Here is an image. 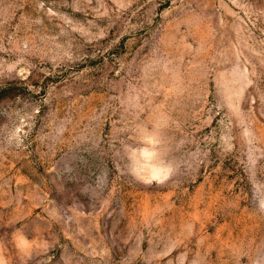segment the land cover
<instances>
[{
  "label": "rangeland",
  "instance_id": "374dc122",
  "mask_svg": "<svg viewBox=\"0 0 264 264\" xmlns=\"http://www.w3.org/2000/svg\"><path fill=\"white\" fill-rule=\"evenodd\" d=\"M0 264H264V0H0Z\"/></svg>",
  "mask_w": 264,
  "mask_h": 264
}]
</instances>
